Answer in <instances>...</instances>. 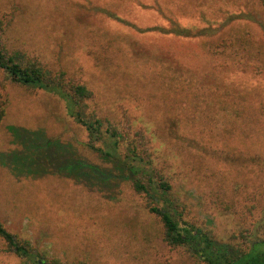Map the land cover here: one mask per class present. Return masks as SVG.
Returning <instances> with one entry per match:
<instances>
[{
  "label": "rangeland",
  "instance_id": "rangeland-1",
  "mask_svg": "<svg viewBox=\"0 0 264 264\" xmlns=\"http://www.w3.org/2000/svg\"><path fill=\"white\" fill-rule=\"evenodd\" d=\"M0 15L11 20L3 35L9 49L85 83L95 93L89 110L99 117L118 121L127 115L147 129L156 146L153 163L168 178L178 213L198 219L220 245L237 248L244 237L264 238V76L219 62L213 87L221 91L208 96L202 93V38L152 33L154 44L150 34L136 30L169 27V18L182 26H209L214 35L244 31L264 38V11L255 0H0ZM98 30L131 35L145 44L137 52L145 57L130 59L121 51L102 67ZM3 77L0 71V82ZM0 94L9 99L1 151L11 148L5 127L13 125L42 130L101 165L80 148L87 134L56 96L11 86ZM208 100L215 105L211 113L202 105ZM221 106L229 121L220 119ZM33 162L46 167L45 160ZM80 176L55 167L47 175L15 177L0 168V222L29 241L40 260L195 264L184 250L163 244L160 223L127 183L112 182L110 191L101 192L84 187ZM8 249L0 239V264H22Z\"/></svg>",
  "mask_w": 264,
  "mask_h": 264
},
{
  "label": "trees",
  "instance_id": "trees-1",
  "mask_svg": "<svg viewBox=\"0 0 264 264\" xmlns=\"http://www.w3.org/2000/svg\"><path fill=\"white\" fill-rule=\"evenodd\" d=\"M255 1L264 11V0ZM115 20L135 28L119 17ZM168 21L169 27L154 26L136 30L138 35L150 34L154 44H157L155 40L158 38L152 33L159 37L202 38V64L205 65L202 68V93L211 96L214 92L221 91L219 86L213 87V73L218 69L219 62L224 67L229 62L237 73L253 72L264 76V38L252 37L244 31L214 35L209 26L198 28L182 26L169 18ZM10 23L7 16L0 15V71L4 76L0 88L4 90L11 86L36 89L56 96L63 102L67 116L84 128L87 134V140L80 144V148L86 155L100 160L101 165L83 157L73 145L45 136L42 130L8 125L5 131L10 138L11 148L0 150V168L18 177L28 171L46 172L47 175L57 167L71 175L80 174L83 176L80 179L82 178L84 187L96 188L101 192L107 187V192L110 191L112 182H125L141 198L146 211L160 223L161 240L170 250H184L195 264H264V238L246 241L244 237L241 246L237 248L220 245L214 240L212 231L203 227L198 219L189 217L188 213L186 217L182 216V212L178 213L177 206L175 208L174 201L169 197L172 189L169 180L163 169L153 163L156 146L147 129L136 125L134 119L127 115L124 116L125 120L118 121L112 117H99L96 110H89V103L94 101L95 93L85 83L64 69H53L34 57L9 49L4 43L3 35ZM84 30H88L87 24L84 25ZM98 32L102 34L103 40L99 38L101 50L96 60L102 67L109 66L121 51L130 59H136V56H140L137 52L145 45L131 35L123 38ZM147 57L157 62L160 60V57L149 53ZM202 105L208 113L215 106L213 100L205 101ZM8 106L9 99L0 94V128L7 116ZM220 110V119L223 122L229 121V114L222 113V106ZM35 159L45 160L46 167L35 164ZM0 239L7 244L9 252L22 260V264H90L78 259L40 260L39 253H32L29 241L18 240L1 222Z\"/></svg>",
  "mask_w": 264,
  "mask_h": 264
}]
</instances>
